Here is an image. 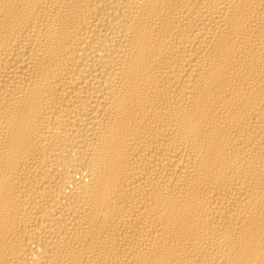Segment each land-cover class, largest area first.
Instances as JSON below:
<instances>
[{
	"label": "bare ground",
	"instance_id": "6f19581e",
	"mask_svg": "<svg viewBox=\"0 0 264 264\" xmlns=\"http://www.w3.org/2000/svg\"><path fill=\"white\" fill-rule=\"evenodd\" d=\"M0 264H264V0H0Z\"/></svg>",
	"mask_w": 264,
	"mask_h": 264
}]
</instances>
